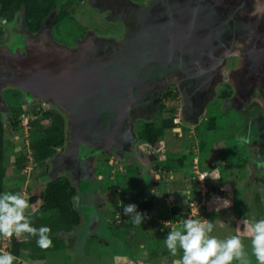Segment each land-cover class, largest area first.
Listing matches in <instances>:
<instances>
[{
  "label": "flooded vegetation",
  "instance_id": "af4514ba",
  "mask_svg": "<svg viewBox=\"0 0 264 264\" xmlns=\"http://www.w3.org/2000/svg\"><path fill=\"white\" fill-rule=\"evenodd\" d=\"M59 2L56 0L55 8L49 10L46 17L45 9L35 12L34 17L28 16L23 4L15 8L11 18L0 17V44L14 41L18 32L23 31L22 34L30 38L19 53L23 57H34L33 51L43 52L45 44L57 48L46 39L48 31L52 41L70 50H81L82 44L89 42L91 59L103 46H109V52L110 47L118 46L108 59L113 65H119L117 50L141 59L138 62L141 69L134 76L138 81L125 95L128 99L123 106L116 111L110 109L112 115L104 131L95 123L89 135L73 133L67 119L68 144L66 152L59 155L60 174L75 189L78 228L85 223L83 214L90 209L98 216L104 214L106 221V214L118 218L123 230L130 216L117 210L110 212L112 205L104 197L113 193L123 195L124 206L136 201L139 206L144 202L152 207L147 213L143 209V219L152 222L151 230L163 233L165 238L173 228L182 231L183 221L188 217L208 220L205 214L210 209L217 206L213 211L223 210L220 204L210 202L211 197L237 198L230 180L225 177L226 162H229L225 149L229 147L236 155L240 153V143L248 150L246 162L250 171L253 169L251 180L264 181L263 2ZM72 5H87L86 13L96 17L91 27H84L83 33L61 42L53 31L62 19H73L69 15L77 14ZM10 98L16 109L31 110L35 103L45 102L40 94L34 93L30 99L23 91L0 84V112L7 115L12 112ZM128 101L131 106L126 117L121 118L119 110ZM230 111L238 115L234 129L222 140L213 139L207 146L204 133L212 128L214 116L221 118ZM171 122V126L166 125ZM152 127L170 132L174 141L165 142L164 133L154 142L145 140L143 134ZM231 135L234 143L228 144ZM128 175L126 183L121 184L118 176L123 179ZM204 175L208 177L201 180ZM131 197L136 200H130ZM159 205L166 209L162 218L158 217L162 212ZM165 222H168L166 226ZM133 233L128 232L127 237L131 238ZM88 237L101 240L91 233ZM163 248V257L171 255L165 244ZM182 256L178 248L175 255L166 259V264H176Z\"/></svg>",
  "mask_w": 264,
  "mask_h": 264
},
{
  "label": "rangeland",
  "instance_id": "374dc122",
  "mask_svg": "<svg viewBox=\"0 0 264 264\" xmlns=\"http://www.w3.org/2000/svg\"><path fill=\"white\" fill-rule=\"evenodd\" d=\"M59 1V4L64 2V0ZM86 7L87 5L72 7L77 14L69 15L73 19L64 18L59 22L53 31L56 39L58 38L60 41H64L72 38L77 33H83L84 27H91L93 25L96 15L86 13L89 10V7ZM10 99L12 100H9L8 103L10 106L12 105V112L9 115H5L8 123L14 120V116L18 110L23 111V113L17 128L7 127L6 129V143L4 147V164L7 167L6 186L7 188L20 187L22 196L29 202V198L33 194L44 189L46 182L39 178V173L47 169L51 162L41 165L28 162L21 169L14 164L16 154H29V144L32 140L29 121L34 118V115L30 110H25V108L16 109L13 98ZM13 105L15 106L13 107ZM33 109L38 111L39 116H42L45 111L58 112L64 121L65 130L66 128L68 129L69 124L65 114L53 103L46 101L35 103ZM237 116L234 111L227 112L221 118L214 116V122L211 125L212 128H208L209 131L206 130L204 133V138L208 141L206 145L209 146L211 144L210 141L212 142L213 139L218 140L228 136L230 131L234 129V123L238 121ZM48 122L46 121V123ZM169 133L164 132L163 140L172 143L174 140L170 135L171 133ZM231 136L232 138L229 139L228 144L234 143V137L233 135ZM183 141L187 143V140ZM191 142L193 143L194 141ZM67 144L68 141L57 149L56 154L58 152L59 154L66 152ZM240 145L242 147L239 151L240 153L236 154L237 156L233 153L234 151H230L229 147L225 149L227 161H229L226 162L228 164L225 169V177L227 180H230V185L234 189L237 198L233 199L229 197L223 199L217 196H214V198L211 197L210 202L220 204V208L223 210L219 211V213L216 210L213 211L217 207L215 206L205 216L211 222L215 220L213 222V231L209 234L210 236H214L220 240L227 239L231 236H239L244 245V251L247 253L249 264H258L255 256L252 254L251 239L245 232L244 226L245 221L252 224L264 219V181L259 179L255 183L251 180L250 174L253 169L251 168L250 171V165L246 162L248 150L242 143ZM128 179L129 175L123 179L121 176H118L119 182L121 181L123 185ZM111 195L113 194H105L104 198L110 200L109 203L113 208H118V213L124 214L123 206L125 204L123 195L118 194V198L120 199V203H118L120 205L119 207L116 205L117 201L114 200L111 203L114 198H117V195L114 194L113 197ZM132 199L136 200L135 198ZM135 204L138 205L139 203L135 201ZM159 206L162 212H160L161 214L158 217L162 218L164 217L163 212L166 209L163 205ZM36 207L37 205H31L29 203L30 209H35ZM136 210L138 212L139 208L137 207ZM86 211L83 214L86 218L84 220L85 223L80 228L76 226L71 231L61 233V240H65L61 246L62 248L49 252L44 260H32L27 257L26 253H23L20 257H15L13 264H166V259L173 255L169 253L171 255L162 256L161 251L164 249L165 237H163L164 235L161 232L154 233L151 230L152 222H148L147 219H143L141 225L138 224L135 226L130 218H128L125 221L126 228L122 230L121 224L118 223V218H111L106 214V221L103 217L104 214L103 216H98L96 212L91 213L90 209ZM135 229L137 230L135 231ZM130 231L134 232L132 238L127 237V233ZM90 233L94 237L101 238V240L89 238ZM17 237L23 239L25 238V233ZM155 240H158V242ZM8 244H10L9 238L3 237L0 242V254L5 252L9 253V250L6 249ZM149 251L152 252L150 253ZM232 264H240V262L233 260Z\"/></svg>",
  "mask_w": 264,
  "mask_h": 264
},
{
  "label": "water",
  "instance_id": "95a60500",
  "mask_svg": "<svg viewBox=\"0 0 264 264\" xmlns=\"http://www.w3.org/2000/svg\"><path fill=\"white\" fill-rule=\"evenodd\" d=\"M22 32H18L14 41L0 44V84L11 85L28 94L30 99L34 93L42 95L46 102L53 103L65 114L73 133L89 135L95 123L104 131L105 124L110 122L111 110L123 106L128 99L125 95L138 81L134 76L141 69L138 63L141 59L117 50L119 65H113L108 59L118 46L112 45L110 52L109 46L98 48L95 58L91 59L89 42L83 43L81 50H70L52 41L48 31L46 39L57 48L45 44L43 52L33 51L34 57H23L19 49L30 37ZM125 105L119 110L121 118L126 117L131 106L129 101ZM73 202L76 205V198Z\"/></svg>",
  "mask_w": 264,
  "mask_h": 264
},
{
  "label": "trees",
  "instance_id": "16d2710c",
  "mask_svg": "<svg viewBox=\"0 0 264 264\" xmlns=\"http://www.w3.org/2000/svg\"><path fill=\"white\" fill-rule=\"evenodd\" d=\"M25 6L28 16H35V12L45 9L46 13L55 8L56 0H0V17L11 18L13 11L20 5ZM34 118L29 121L31 125L32 140L29 144V154H16L14 164L19 169L23 168L26 163L32 162L35 165L43 163L50 166L39 173V178L45 181V187L42 191L33 194L29 198L31 205H37L35 209L28 208L26 216L36 228L46 226L51 229L49 236L52 245L46 249L37 246L36 239L38 237L30 236L25 233V238L20 239L17 236L9 238L6 249L9 250L14 257H20L23 253L32 260H44L51 251L62 248L65 241L62 239L61 233L71 231L79 223V214L73 202L75 189L68 179L60 174L61 166L59 164V153L57 149L67 139L64 121L58 112L45 111L39 116L38 111L31 109ZM23 111L18 110L14 116V120L8 123L5 115L7 113L0 112V194L5 192L21 193L20 187L7 188L6 176L7 167L4 164V147L6 143L7 127L17 128L20 123V117ZM46 121H49L46 123ZM8 123V124H7ZM171 126V124H166ZM164 133L163 128H150L143 134V138L147 141L154 142ZM31 157V158H30ZM147 210H152L148 204H143ZM3 236H0V242Z\"/></svg>",
  "mask_w": 264,
  "mask_h": 264
},
{
  "label": "clouds",
  "instance_id": "9594fccd",
  "mask_svg": "<svg viewBox=\"0 0 264 264\" xmlns=\"http://www.w3.org/2000/svg\"><path fill=\"white\" fill-rule=\"evenodd\" d=\"M206 177L204 175L201 180ZM123 207L124 214L130 216L131 222L141 225L144 217L137 212V206L130 204ZM28 208L29 202L20 193L0 194V236L11 238L27 233L38 237L37 246L46 249L52 245L49 236L51 229L46 226L34 227L25 214ZM213 228L214 223L207 219L188 217L183 221V230L171 229L164 243L173 255L178 248L182 250L183 256L178 264H232L233 260L249 264L241 238L231 236L224 240L217 239L209 235ZM244 230L251 239L252 254L256 261L264 264V219L252 224L245 221ZM14 259L11 253L0 254V264H13Z\"/></svg>",
  "mask_w": 264,
  "mask_h": 264
},
{
  "label": "crops",
  "instance_id": "0c3cea01",
  "mask_svg": "<svg viewBox=\"0 0 264 264\" xmlns=\"http://www.w3.org/2000/svg\"><path fill=\"white\" fill-rule=\"evenodd\" d=\"M114 194H116V193H113V195H114ZM113 195H111V196L113 197ZM116 195H117V196H116L117 198H114L113 200L117 201V204H116V205H117V207H119L120 205H118V203H120V199L118 198V193H117ZM132 198H134V197H131L130 200H132ZM128 202L130 203V201H128ZM111 207H112V206H111ZM137 207L139 208V211H138L139 213L143 214L144 211H146L145 213H147V209H146L144 206H142V205L139 206V204H138ZM117 209H118V208H113V207H112V208H110V211L117 210ZM143 209H144V211H143ZM152 212H154V211H152ZM145 213H144V214H145ZM134 225L136 226V225H138V224H134ZM139 226H140V225H139ZM139 226H138V227H139ZM125 228H126V227H125ZM133 228H134V227H133ZM136 230H137V229H135V231H136ZM132 237H133V236H132ZM132 237H131V238H132Z\"/></svg>",
  "mask_w": 264,
  "mask_h": 264
},
{
  "label": "built area",
  "instance_id": "2783aa9c",
  "mask_svg": "<svg viewBox=\"0 0 264 264\" xmlns=\"http://www.w3.org/2000/svg\"><path fill=\"white\" fill-rule=\"evenodd\" d=\"M31 158V157H30Z\"/></svg>",
  "mask_w": 264,
  "mask_h": 264
}]
</instances>
